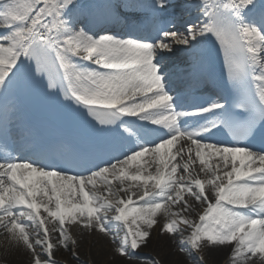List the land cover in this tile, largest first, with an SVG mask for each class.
<instances>
[{
  "label": "snow or ice",
  "instance_id": "snow-or-ice-1",
  "mask_svg": "<svg viewBox=\"0 0 264 264\" xmlns=\"http://www.w3.org/2000/svg\"><path fill=\"white\" fill-rule=\"evenodd\" d=\"M29 99L85 133L17 128ZM158 215L190 256L264 264V0H0V228L30 264H57L52 221L65 249L67 224L134 259Z\"/></svg>",
  "mask_w": 264,
  "mask_h": 264
},
{
  "label": "rangeland",
  "instance_id": "rangeland-1",
  "mask_svg": "<svg viewBox=\"0 0 264 264\" xmlns=\"http://www.w3.org/2000/svg\"><path fill=\"white\" fill-rule=\"evenodd\" d=\"M185 19H188L187 16H185ZM155 164L154 167H147L148 170L150 172H152L153 174H155ZM198 171V169H196ZM200 178L204 179L205 176L203 173L200 174ZM112 180V179H109ZM136 183V182H133ZM128 182H126L125 187H127ZM102 192L104 191L105 185H100L97 186ZM112 187L113 189H117L119 187V182L112 180ZM133 192L137 193V196H139L142 193V188H136L133 187L132 188ZM130 193H126V192H120L119 195L123 198H127V195H129ZM137 197H133V199L135 200ZM186 199H188L189 204L193 205V207L196 208L195 212L192 211H188V212H182L181 214L186 216L187 218L191 219V220H196L198 222V216L200 213H202L204 207H206V205H198L196 204L190 197H186ZM182 205H176L174 206L173 210L174 211H180ZM41 215H46L45 213H41ZM109 215H112V213H109ZM50 219V218H49ZM158 223L154 226V228L151 231V235L149 240L153 241L154 243H167L170 244V249L173 251L172 253H180L183 256L185 255V252H182L180 250L179 247V243L178 241L181 239V235L183 236V238H187L188 235H190V230L186 228L185 225L181 224L179 225V227L183 230L182 234H178L176 236V238H173L171 235L167 234V233H162L161 231V226L162 223L166 222V218L163 216L158 215ZM53 223H55L56 225L58 224V222L52 221L51 223H47V227L49 229V236L50 239L52 241L53 244H55V237L53 235L54 232L53 231ZM66 227H68V231L69 234L71 235L72 239L76 241V243H72L71 241H69V243L71 244L70 249H68V254H67V258H55L53 256V259H55L57 261V264H68V260H70L72 263L74 264H93L91 263L90 260L88 259H83L79 256L78 252H77V247L81 246V248L83 250H85L86 252L90 251V249H92L94 246H97L100 249V254L103 256L102 258L104 259V261L107 262H114L116 261L118 258L124 260L126 263L127 262H132V263H141V264H152V261H158L159 264H162L159 260V258L154 254L151 253L149 251H141V250H137L138 256L137 258L134 259H128L125 257H121L119 254H117L115 252V245L111 242V237L108 236H104L103 234L99 233L98 231L95 230H87V229H83L79 226H68L66 224ZM29 232L33 233V238L35 237V233H34V229L29 228L28 229ZM2 234V233H0ZM41 235H42V230H41ZM122 235V233H121ZM22 246V245H21ZM41 249L37 248V251L39 252ZM211 249L209 248H205L204 251H196V250H191V256H195L197 257V259H192L191 256L188 257V259H184L185 262H187L188 264H213V261L211 259V254H210ZM29 253V252H28ZM73 253L76 254L77 258L73 257ZM98 254V253H97ZM88 256V254H87ZM190 260V261H189ZM230 258H225L221 261L220 264H228Z\"/></svg>",
  "mask_w": 264,
  "mask_h": 264
},
{
  "label": "bare ground",
  "instance_id": "bare-ground-1",
  "mask_svg": "<svg viewBox=\"0 0 264 264\" xmlns=\"http://www.w3.org/2000/svg\"><path fill=\"white\" fill-rule=\"evenodd\" d=\"M150 156V155H146ZM152 162V159L150 163ZM141 163H144V160L141 159ZM199 166L198 163L195 167ZM135 166H133L129 171H134ZM101 184L99 181L97 185ZM56 225L53 223V226ZM0 264H30V253L23 247L16 245L13 241H11L9 234L3 229L0 228ZM55 237V245L56 248L54 249V256L58 258H67V249H69L70 244H68L67 249L60 246L59 241V233H53ZM173 248V247H172ZM171 248V249H172ZM77 252L79 256L83 259H88L93 264H141V263H132V262H125L124 260L118 258L114 262H105L102 258L103 256L100 254V249L97 246H94L90 251L86 252L78 246ZM141 251H149L154 253L160 260L162 264H188L185 262V257L180 253H172L173 251L170 249V244L167 243H154L153 241L148 240L146 245H142L139 248ZM98 253V254H97ZM88 254V256H87ZM187 254H189L187 252ZM211 259L213 264H220L221 261L227 257L230 258L229 264H232L231 260V248L230 247H223L220 249H211L210 251ZM254 260H258L259 257L253 258ZM70 264L72 262L68 260ZM251 264V262H249Z\"/></svg>",
  "mask_w": 264,
  "mask_h": 264
}]
</instances>
